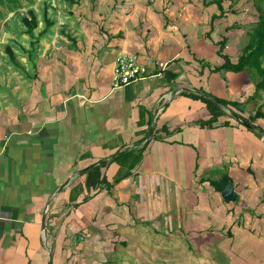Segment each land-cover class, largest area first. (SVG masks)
Here are the masks:
<instances>
[{
	"label": "crops",
	"instance_id": "0c3cea01",
	"mask_svg": "<svg viewBox=\"0 0 264 264\" xmlns=\"http://www.w3.org/2000/svg\"><path fill=\"white\" fill-rule=\"evenodd\" d=\"M202 6L196 10L198 15L195 13L201 20L194 24H185L179 9L155 8L164 24L146 25L151 39L147 44H140L136 31L129 28L116 36L107 34L106 39L99 35L102 45L95 47L83 33H74L66 18L53 27L59 30L55 35L51 30L32 38L24 29L18 39H8L3 45L0 264H48L50 251L51 264H77L79 252L90 250L85 242L93 239L98 240L102 253H114L126 243L104 237L121 239L124 228L130 233L137 231L135 220L143 225L153 222L160 231V220L164 219L166 226L179 221L176 228L189 230V235H194L198 225L212 230V216L217 228H234H229V214L236 209L231 207L233 202L223 199L222 192L228 183H234L239 200L249 185L242 184L240 174H248L250 169L256 176L263 169L259 153H264V140L229 116L220 117L212 127H203L201 124L211 118L207 104L192 92L173 95L178 87H188L210 97L248 103V99L239 101L253 86L247 73L228 72L235 74L229 78L225 71H213L225 61L212 66L197 58L194 46L193 53L189 45V53L185 51L188 41L193 45L201 42V46L211 42L218 46L220 42L217 32L228 13L212 22V17L220 14L209 13L214 5ZM233 26L225 27V47L230 46ZM214 37L218 42L212 41ZM85 41L89 48L82 47ZM11 44L20 66L13 64L6 51ZM33 46L35 57L28 53ZM156 51L161 53L159 58L153 56ZM121 53L141 57L148 73L113 90L116 57ZM164 53L171 56L164 60ZM238 60L231 59L233 63ZM159 63L166 68L160 71ZM30 66L34 72L27 70ZM231 86L234 95L229 94ZM263 121L259 118L255 125L264 126ZM152 127V139L146 143ZM130 150L135 153L116 160ZM101 161H107L101 168L107 185L88 188L87 171L60 191L73 175ZM121 172L131 174L115 182ZM228 177L232 181L224 184ZM44 215L48 242L42 230Z\"/></svg>",
	"mask_w": 264,
	"mask_h": 264
},
{
	"label": "rangeland",
	"instance_id": "374dc122",
	"mask_svg": "<svg viewBox=\"0 0 264 264\" xmlns=\"http://www.w3.org/2000/svg\"><path fill=\"white\" fill-rule=\"evenodd\" d=\"M45 1L51 3L48 15L53 19H57L56 25L68 18L71 21V27L75 28L74 33L76 31L83 33L85 39L92 41L93 46L96 47V45H102L99 35L106 39L107 34L116 36L119 31L125 33L129 28H131V31L134 30V33L136 31V40L140 44L151 43V39H149L146 32V25L152 22L157 25L164 24L163 18L160 17L161 12L155 10V8L164 5L168 8L179 9V15L183 18L184 23L186 24L189 21L194 24V21L201 20L200 17L196 16V10L201 8L199 5L205 4V8L209 7V4L206 6L205 1L210 0H76L77 3L73 6L60 4L59 0H20L22 6L17 10L22 13H25L28 7L41 10L39 12L41 23L38 30L35 31L36 35L40 33L41 29L45 28V22L42 20L44 18L45 9L43 4ZM254 1L223 0V7L228 15H224L226 20L222 22V27L217 32V40L221 42L226 36L225 27L234 23V29H231L233 31L232 38H229L231 41L230 46L228 43L225 47L227 54H230L234 62L238 60L236 57L243 53L244 46L248 44L246 42L250 40V31L253 30L258 21V11L254 6ZM213 5L214 7L211 10L208 9L209 13H213L211 12L213 10L220 14L221 11L218 6ZM11 8L13 7L9 6L7 0H4V4H0V52H4L3 45L7 44L8 39H18L21 31L24 30V26L15 16L16 10H11ZM172 19L174 20L173 17ZM194 29L200 31L197 26H194ZM238 29L240 30L237 31ZM106 30L109 33L104 35ZM52 31L55 35L59 30L52 28ZM231 31H229V35ZM138 34H140V39ZM212 41L214 43L218 42L216 37ZM43 42L45 43V40ZM186 44L185 51L189 53L190 49L193 53L194 46L198 54L197 58L200 61L212 66L225 61L219 53V45L217 46L212 42L203 46L200 45L201 42L198 45H193L189 41ZM188 45L190 46L189 49L187 48ZM89 46L88 41L82 43L84 48H89ZM44 47L47 48L49 45L45 44ZM34 48L36 47L33 46L28 51L33 57L36 53ZM112 51L115 52V50ZM160 54L156 51L153 56L159 58ZM162 56L164 60H167L171 55L170 53H164ZM3 64L7 65L6 62ZM13 64L16 66L22 65L18 53ZM27 70L34 72L32 66ZM225 73L228 75L227 71ZM245 73H247V77H249L253 86H249L247 93L245 92L246 95H240L239 101L243 102L248 99V103L241 105V109L244 107L245 111L250 112L249 114H254L260 108L264 112V92L260 91L256 94V83L258 82L256 78L258 79L259 75L255 72L256 75L254 74L252 77L249 72ZM235 74L229 73L228 76L230 78ZM234 91L235 88L229 87L230 95H234ZM253 95H255V98L249 100ZM229 99L232 100L231 97ZM249 114H245L244 117L248 118ZM260 128L264 131L262 124ZM261 138L264 140L263 134H261ZM259 155V164L263 169H259L256 176L254 171H250V169L248 171L249 175L247 173L240 174L242 184L249 185L244 189L242 195L239 194V200L233 202L231 206L236 209V212L229 214V228L234 227L231 231H229L230 229L217 228L214 216L210 221L214 228L205 230L198 225L194 232L196 236L189 235V230L177 229L179 221H173L171 226H166V221L164 219L160 220L158 223L161 227L160 231L153 222L147 223L152 225L146 223L143 225L140 221L135 220L134 223L138 224L137 231L130 233L129 229L124 228V231L120 230V233H125V236L121 234V239L117 236L104 237L111 240L117 239L120 243L124 241L126 245L120 244L121 247L118 248V251L114 253L110 251L104 254L100 251L103 249H98V240L87 241L85 244L90 245V250L86 248L85 251L79 252L81 254L78 253L79 261L77 264H264V153H259ZM248 180L249 182H247ZM236 190L239 192L238 189ZM239 208L241 212H239ZM199 224L204 223L200 221ZM227 231H229V235ZM78 241L82 242L81 235H79ZM105 241L108 240L105 239ZM105 241L103 244H105ZM110 243L108 241V244Z\"/></svg>",
	"mask_w": 264,
	"mask_h": 264
},
{
	"label": "trees",
	"instance_id": "16d2710c",
	"mask_svg": "<svg viewBox=\"0 0 264 264\" xmlns=\"http://www.w3.org/2000/svg\"><path fill=\"white\" fill-rule=\"evenodd\" d=\"M9 3L11 10L15 11V16L20 20L22 25L24 26V29L26 31V34L31 36L32 38L36 37L35 31L38 30L41 19L39 12L41 10H38L34 7H28L25 13H22L20 10H17V8L21 7L22 4L20 0H7ZM206 5H213L216 4L221 11L220 15H214L212 17V22L216 18H221L225 14V8L223 7V0H210L205 1ZM204 2V3H205ZM60 4H65L69 6L75 5L77 2L76 0H59ZM0 4H4V0H0ZM13 5V6H12ZM44 20L45 22V28L43 31H41L38 36L43 37L47 35L49 32H51L52 28L55 27L57 23V19H53L49 17L48 12L49 8L51 7V3L49 1L44 2ZM254 6L256 10L258 11V21L253 28V30L250 31V41L248 45L244 48L243 53L239 57V60L237 63H233L228 55L224 54V49L226 46L227 39L224 38L221 42L218 43L219 45V53L224 58L225 62L220 67H216L213 69L214 72H221V71H227V72H233V73H241V72H249L252 77L255 74V72L259 75V78H256V94L260 91L264 92V0H255ZM39 39H37L35 42L37 43ZM13 44L8 45L6 51L8 52L11 59L14 61L17 58V55L15 54V50L13 48ZM16 46V44H15ZM18 62V61H17ZM256 75V74H255ZM253 79V78H252ZM196 98L202 99L209 109V113L211 115V118L209 121L202 123L201 126L205 127H212L215 122L218 121L220 117L223 116H229L230 118H234L233 115L236 114L239 117H241L245 122H247L251 127H253V132H255L257 135L261 136V134L264 135L263 129L255 125V121L259 118H264V112L260 109L256 111L254 115H250L248 118L244 117L242 114L245 113V110L241 109V105L239 102L236 101H230L221 99L215 96H211V98H205L202 96H198L197 94H191ZM255 98V95L250 97V99ZM249 99V100H250ZM233 108L238 109L237 113ZM226 110H229V113H227ZM235 119V118H234ZM245 126V125H244ZM135 153L134 150L126 151L125 153L121 154L116 160L125 157L127 155H133ZM115 160V161H116ZM142 160V154L138 158V162ZM105 167L103 166H96L88 170L87 172V180L86 184L88 188H96L98 186H105L107 185V179L104 177L101 178V168ZM251 171V170H250ZM131 173L129 172H121L117 175L115 178V182H119L124 178H127ZM232 181L230 177L226 179V183ZM220 188V190H222ZM231 231V229L229 230ZM232 236V233L230 234Z\"/></svg>",
	"mask_w": 264,
	"mask_h": 264
},
{
	"label": "built area",
	"instance_id": "2783aa9c",
	"mask_svg": "<svg viewBox=\"0 0 264 264\" xmlns=\"http://www.w3.org/2000/svg\"><path fill=\"white\" fill-rule=\"evenodd\" d=\"M158 67L162 71L166 68V64L159 63ZM147 73L148 67L141 57L135 54L121 53L116 57L112 88L113 90H119L127 87L145 78Z\"/></svg>",
	"mask_w": 264,
	"mask_h": 264
},
{
	"label": "water",
	"instance_id": "95a60500",
	"mask_svg": "<svg viewBox=\"0 0 264 264\" xmlns=\"http://www.w3.org/2000/svg\"><path fill=\"white\" fill-rule=\"evenodd\" d=\"M181 92H192V93H195V94H197V95H199V96H202V97H205V98H211V97L208 96V95H205V94H203V93H201V92L195 91V90H193V89H191V88H188V87H178L177 89H175V90L173 91V95L175 96L176 94L181 93ZM233 117H234L237 121H239L241 124L245 125L247 128H249V129H253V127H251L247 122H245V121H244L241 117H239L238 115L234 114ZM152 136H153V127L151 128L150 135H149V137H148L146 143H149V142L151 141ZM120 154H122V153H120ZM117 156H118V155H115L114 157H112V160L115 159ZM105 163H107V161H101V162L96 163L95 165H92V166H90V167H88V168H85V169H83V170H80L77 174L73 175L69 181H67L66 183H64V184L61 186L60 191H62V190H63V189L69 184V182H70L72 179H74L75 177H77V176H81V175H83L85 172H87L88 170H90L91 168L96 167V166L103 165V164H105ZM222 197H223V199H224L225 201H227V202H229V203H230V202H235V201H236V199H237V197H238V194L236 193L235 188H234V185H233L231 182L228 183V184L225 186V188H224V190H223V192H222ZM48 206H49V204H48ZM42 230L44 231L45 236H46V241L48 242V238H47L48 233H47V229H46V216H45V215H44V217H43V219H42ZM51 261H52V252L50 251V254H49V262H48V264H51Z\"/></svg>",
	"mask_w": 264,
	"mask_h": 264
}]
</instances>
